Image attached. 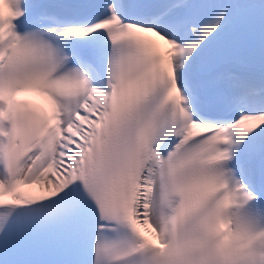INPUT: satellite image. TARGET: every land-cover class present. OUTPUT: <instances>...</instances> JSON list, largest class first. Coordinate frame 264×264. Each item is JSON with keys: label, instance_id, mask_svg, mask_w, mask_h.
<instances>
[{"label": "snow or ice", "instance_id": "snow-or-ice-1", "mask_svg": "<svg viewBox=\"0 0 264 264\" xmlns=\"http://www.w3.org/2000/svg\"><path fill=\"white\" fill-rule=\"evenodd\" d=\"M0 264H264V0H0Z\"/></svg>", "mask_w": 264, "mask_h": 264}]
</instances>
